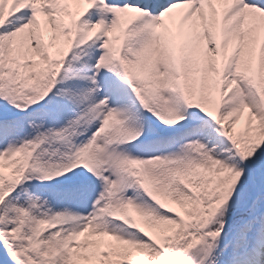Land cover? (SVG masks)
Returning a JSON list of instances; mask_svg holds the SVG:
<instances>
[{"label":"snow or ice","instance_id":"1","mask_svg":"<svg viewBox=\"0 0 264 264\" xmlns=\"http://www.w3.org/2000/svg\"><path fill=\"white\" fill-rule=\"evenodd\" d=\"M0 264H264V0H0Z\"/></svg>","mask_w":264,"mask_h":264}]
</instances>
